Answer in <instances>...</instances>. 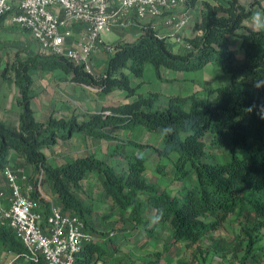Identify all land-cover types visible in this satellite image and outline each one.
I'll return each mask as SVG.
<instances>
[{"label":"trees","instance_id":"16d2710c","mask_svg":"<svg viewBox=\"0 0 264 264\" xmlns=\"http://www.w3.org/2000/svg\"><path fill=\"white\" fill-rule=\"evenodd\" d=\"M254 7L251 4L246 8L239 0H229L226 5L204 1L201 20L194 26V32L202 34L187 41L192 49L177 53L166 38L145 25L134 43H119L113 53L105 48L109 54L100 76L87 71L86 65H77L62 56L40 53L21 59L16 55L2 77L14 82L18 89L20 123L13 126L0 120V174L11 164V151L21 159L13 169L29 165L35 174L44 170V184L56 203L64 213L79 216L86 231L93 211L83 203V182L91 174L98 176L104 195L122 216L130 211L133 224L128 228L141 229L151 240L162 226L168 225L176 243L186 242L201 249L202 240L224 229L235 217L242 226L244 240L235 244L211 240L208 252L235 255L247 242L242 264L248 257H255L256 233L264 229V32L247 29L246 34H238L245 29L244 23ZM235 36L240 39V50L232 47L231 38ZM240 51L244 52L243 59H239ZM148 65L153 66L162 82L173 81L164 80L163 69L199 72L211 65L230 74L231 82L206 88V97L196 92L172 96L163 103L157 92L139 93L142 83L133 86V79H142ZM56 70L69 75L72 83L97 88L101 95L120 91L126 92L128 99H136L83 118L76 114L68 119L51 115L47 121L38 122L31 104V73ZM137 128L157 134L164 142L163 148L118 135L119 131ZM75 133L114 143L111 157L125 161L126 168L118 169L95 154L57 167L50 165L44 148L69 141ZM208 149L226 151L231 158L226 163H215ZM145 150H152L160 158L178 154L174 175L186 185L177 195L161 190L146 177L147 157L137 154ZM158 171L162 174L160 167ZM32 195L48 215L49 205L38 201V194ZM145 209L150 214L147 219ZM95 234L94 240L76 255L75 264H104L118 251L112 249L117 244L112 235L96 230ZM0 250L18 255L22 262L29 258L14 231L1 223ZM28 263L44 261L29 258Z\"/></svg>","mask_w":264,"mask_h":264},{"label":"built area","instance_id":"2783aa9c","mask_svg":"<svg viewBox=\"0 0 264 264\" xmlns=\"http://www.w3.org/2000/svg\"><path fill=\"white\" fill-rule=\"evenodd\" d=\"M188 0H0V23L10 19L28 30L44 54L62 56L86 69L100 47L110 53L116 45H105L103 34L113 26L128 29L137 20L153 21L164 17L167 27L179 32L187 24L179 7ZM85 30L74 38L75 28ZM201 35L202 33L199 32ZM182 41L181 39L177 40ZM123 44V43H121ZM186 49H192L183 42ZM106 114H109L108 112ZM7 187L0 190V223L11 228L29 252V258L44 264H75L76 255L94 237L86 231L85 222L76 215L64 213L44 188V170L33 176L25 169H6ZM38 201L49 205V213L40 209ZM10 254V255H9ZM15 254L0 250V264H30Z\"/></svg>","mask_w":264,"mask_h":264},{"label":"rangeland","instance_id":"374dc122","mask_svg":"<svg viewBox=\"0 0 264 264\" xmlns=\"http://www.w3.org/2000/svg\"><path fill=\"white\" fill-rule=\"evenodd\" d=\"M251 4H255L256 6L259 2L254 1ZM111 37V34L107 35L105 40L109 41ZM17 50H22L19 52L21 56L16 53ZM36 53H43V51L33 40L28 30L15 25L8 18L0 23V75L3 73L6 66L14 62L17 54L19 58H25L33 56ZM209 76L212 78L211 82L204 83L203 87L195 86V88L189 91V93L192 91L193 93L198 92L200 96L206 97L207 93L204 91L206 88H216L228 85L231 82V75L226 73L223 75V72L220 71L218 73V71L214 70L213 73H209ZM151 86L152 85H148V87ZM124 94L116 93L109 96V106L120 105L129 102V100H134V98L136 99V97L128 99ZM161 100L163 103H166L168 98L164 96ZM81 112L82 113L78 114V116L82 118L88 114L83 110ZM118 135L123 139H133L142 143L151 142L152 145L159 149H162L164 145L163 140L157 134L144 131L142 128L136 129L132 132L119 131ZM78 144L87 143L74 140L67 147L61 145L62 147L60 148L51 149L52 155L54 156L53 161L56 162V165L65 164L76 158L93 153L98 155L101 159L109 157V161H112L118 169H121L122 167L126 168L125 161L120 159L114 161V159H111L110 157V153L115 146L114 143H109V147L106 149V145L104 144L107 143L93 141L91 143L92 146H90L89 143L88 145H85L86 148L90 147L91 150L89 149L76 154L70 153L71 150L73 151L79 148ZM208 150L213 157L212 161L215 163H226L231 158L226 151ZM145 151H143L145 154H148L150 151L155 156V160L148 162V178H155L157 181L159 180L161 185L160 189L167 191L172 195H177L180 189H184V185L186 184H181L180 181L176 180L174 175V164L175 160L178 158V154L173 153L168 158H160L152 150ZM26 166L21 167L28 169L29 172L33 170ZM159 167L162 174L158 171ZM33 174L34 172L32 173V176ZM91 176H93L92 183L86 186L85 193L82 195L84 205L88 207L91 206L93 211L89 218L90 223L87 231L93 236H96L95 230L97 232L109 233L117 243L112 249L117 248L118 251L109 256V259L104 264H242L243 258L247 253V242H243L242 251L235 255L232 253L222 255L212 251L208 252L209 247L212 244L211 240H223L232 244L244 240V235H242L241 230L242 226L235 217H231L228 220L224 229L214 233L209 238L202 240L201 249H198L196 246L188 245L186 242L176 243L172 238L170 228L168 225H164L159 230L158 235L153 239V242L159 239V243L155 242V253H146L150 248L148 243H143L147 237L143 235L141 229H132V227L128 228V224H133L131 221V214L129 213L130 211L127 215L122 216L114 204L111 203L112 201L101 192L102 189L98 182V176L96 174H91ZM87 179H90V175ZM44 188L46 191L47 185H44ZM148 216H150V214H148L145 209L144 218L147 219ZM256 237L258 241L254 248L255 257H248L244 264H264V229L258 231ZM99 264L103 263L101 262Z\"/></svg>","mask_w":264,"mask_h":264},{"label":"crops","instance_id":"0c3cea01","mask_svg":"<svg viewBox=\"0 0 264 264\" xmlns=\"http://www.w3.org/2000/svg\"><path fill=\"white\" fill-rule=\"evenodd\" d=\"M204 1L210 2L212 4H223L226 5L229 0H188L186 5L180 6L179 13L186 14L187 17V24L186 26L179 32L169 28L164 23V18L167 15L165 13L164 17L159 18L156 21L151 20L150 18H146L144 20H137L136 15L133 14L134 25L130 27L128 30H123L120 26H113L112 29L103 34V40L105 45H117L119 43H134L142 34H143V26L151 25L155 31L157 32L158 36L161 38H166L167 42L172 51L175 53L180 52L186 47L184 46L183 42H187L189 39L193 38L196 35H200L199 32H194V26L197 22L201 20V7ZM254 1H258L259 4L256 5L253 9V12L257 9L264 8V0H239V3L248 8L251 3ZM247 21V20H246ZM244 23L245 29L238 32V34H246L248 31L247 29L253 30L247 23ZM85 30L84 26H78L75 28V35L74 38H71L70 41L67 42L66 48L70 49L74 40H76L80 33ZM256 31V30H255ZM112 35L109 41L105 40L107 35ZM181 39L182 41L178 42L177 40ZM34 40V39H33ZM232 47L233 49L240 50L241 42L239 37L235 36L231 38ZM25 49V48H24ZM22 50H17L16 53L20 55L19 52ZM17 54V55H18ZM40 53H36L33 56H36ZM108 54L106 49L100 47L94 55L93 60L88 65L87 71L92 73L95 76H100L104 73L106 62L108 59ZM21 56V55H20ZM32 57V56H29ZM29 57L21 58L27 59ZM244 58V52H239V59ZM214 70L218 71L214 66H208L205 70L199 72H175L168 69L162 70V75L164 80H173L172 82H162L160 81L154 71L152 65H148L146 67L144 76L142 79H133V86H137L140 83L141 87L139 89V93L144 95H148L151 92H157L161 95V99L165 96L168 99L172 96L177 95H190L193 94V91L189 93V91L193 90L195 86L203 87L204 83L211 82L212 78L209 76L210 72H214ZM33 78V99H32V108L35 112V117L38 122H45L47 119L54 115L58 119H68L73 114H80L81 111H85L86 113H96L101 111L105 107H109V96L114 95L116 93L124 94L127 96L126 92L115 91L110 95H101L97 88L77 85L70 81L69 75H67L62 70H57L54 72H42V71H33L31 73ZM224 75V73H223ZM214 76V74H213ZM148 85H152L148 87ZM165 85V86H164ZM168 85V86H166ZM18 99V89L14 82L5 81L0 75V120L6 122L7 124L18 126L20 123V107L17 102ZM135 100V98H134ZM129 100V102L134 101ZM127 103V102H126ZM113 106V105H112ZM141 129V128H137ZM145 131V130H144ZM132 132V131H128ZM74 140H79L80 142H86L87 144H78V149L71 150L70 153L76 154L81 153L83 151L91 150V148H86L85 145L92 146L93 141H102V140H94L86 135L75 133L71 140L69 141H59V143L55 146L45 147L44 153L48 159V163L54 167L61 166L56 165L54 160V156L52 155L51 149H57L62 147L61 145L67 147L71 144ZM106 145V149L109 147V142L102 141ZM149 144H152L149 142ZM114 149V148H113ZM49 152V153H48ZM146 152V151H145ZM109 153V152H108ZM51 156H50V155ZM93 154V153H92ZM137 154L144 155L147 157V170H146V177L148 171V162L151 160H155V156L152 152H148L145 154L143 151H138ZM90 155V154H89ZM87 156V155H85ZM98 156V155H96ZM84 157V156H83ZM111 157V153H110ZM98 158H100L98 156ZM101 159V158H100ZM111 159H114L111 157ZM102 160L109 162L112 165H115L112 161H109L108 158H102ZM116 159H114L115 161ZM10 161L11 164L8 168L13 169V165L21 161L18 155L11 151L10 153ZM14 163V164H13ZM26 167H30L33 169L32 166L27 165ZM24 169V168H23ZM27 174L32 176L33 170L29 172L28 169H25ZM6 170H4L0 174V190L5 189L7 187V178H6ZM35 174V173H34ZM33 174V175H34ZM93 176L90 175V179H86L83 182L84 191L86 186L92 183ZM149 180L155 181L158 186L161 188L159 180H155V178H148ZM98 182L101 185V182L98 178ZM46 185V184H45ZM101 192L104 194V190L101 185ZM46 192L53 196V193L48 188ZM113 203V202H111ZM96 211V210H94ZM120 213V210H118ZM144 235V234H143ZM158 233L155 234L157 236ZM159 238V237H158ZM152 242V243H151ZM155 242L159 243V239L154 241L149 239L148 237L145 238L143 243H148L150 246L149 250L146 252L148 254L155 253ZM10 255V254H9ZM140 262V261H139Z\"/></svg>","mask_w":264,"mask_h":264},{"label":"clouds","instance_id":"9594fccd","mask_svg":"<svg viewBox=\"0 0 264 264\" xmlns=\"http://www.w3.org/2000/svg\"><path fill=\"white\" fill-rule=\"evenodd\" d=\"M246 23L253 30L264 32V8L255 10ZM165 131H170V129H165Z\"/></svg>","mask_w":264,"mask_h":264}]
</instances>
